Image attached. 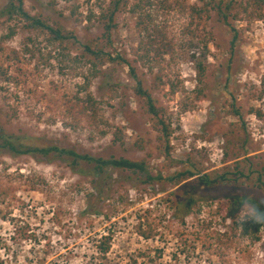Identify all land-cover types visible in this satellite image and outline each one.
<instances>
[{
    "label": "rangeland",
    "instance_id": "rangeland-1",
    "mask_svg": "<svg viewBox=\"0 0 264 264\" xmlns=\"http://www.w3.org/2000/svg\"><path fill=\"white\" fill-rule=\"evenodd\" d=\"M141 1L129 0L107 39L101 14L111 0H24L33 16L76 36L61 47L3 17L0 0V133L19 151L74 148L148 169L97 174L68 158L3 149L0 264H264V228L251 241L237 227L249 210L264 216V12L250 20L240 8L250 0H224L235 15L227 26L209 6L219 0H166L168 9L147 8L144 31L141 12L130 10ZM89 42L115 60L88 55ZM145 55L156 61L144 66ZM132 66L169 138L144 113ZM204 177L217 182L202 185ZM189 197L200 207L182 222L177 208Z\"/></svg>",
    "mask_w": 264,
    "mask_h": 264
},
{
    "label": "trees",
    "instance_id": "trees-1",
    "mask_svg": "<svg viewBox=\"0 0 264 264\" xmlns=\"http://www.w3.org/2000/svg\"><path fill=\"white\" fill-rule=\"evenodd\" d=\"M157 3V7L159 9L165 10L170 7H168L166 0H142L138 5L134 6L130 10L133 13L141 12L139 15V26L144 31L147 30V23L153 22V16L151 13H149L147 8H152L155 6V3ZM129 0H111L110 7L107 11H103L101 14V18L105 21V31H106V37L107 39L110 38L112 31L117 27V24L115 22L116 16L118 13L122 11H126V8H128ZM213 8V10L217 13L220 22L225 23V25H229V20L231 16L233 15V5H230L228 2H224V0H219L218 3L209 4ZM241 10H243L246 14H250L249 18L250 20L253 18H259L263 16L264 12V0H250L249 3L240 4ZM3 17H8L9 20H15L19 21L28 31H33L35 33H40L42 35H46L48 37L49 44L55 45L59 44L61 47H63L68 41L76 39V36L73 33H69L65 31L62 27H54L51 26L49 23L45 22L42 18L33 16L24 6V0H8V5L6 9L3 11ZM235 16V15H233ZM237 17V16H236ZM155 28V27H154ZM153 28V29H154ZM155 34L157 37H163V34L161 31L155 29ZM236 33V31H233ZM15 30L10 29L9 35L6 36V38H11V36H14ZM238 35H234L232 48L234 49L237 37ZM31 44H35L36 41L34 39H28ZM0 52L3 53V47H0ZM85 52L88 55L93 56L96 58V60L100 61L102 64H104V60L108 59L110 61H114L112 55L109 53H106L105 49L101 48L99 43L97 42H89L85 46ZM13 55L18 57L17 52H13ZM5 56L8 58V55L5 53ZM51 56V54H50ZM156 61V59H151L149 55H145L141 57L140 62L146 66V64H149L150 62ZM90 64H95L90 61ZM156 65V63H155ZM157 66V65H156ZM154 68H151L150 70L153 71ZM131 72L133 74V78L137 80V87L135 88V92L140 98V100L143 103V111L146 113L150 118L154 120V122L159 125L163 132L166 134V136L169 138L172 134V131L170 127L164 125L163 118L161 116L162 110L157 104V100L154 98L153 94L150 92V90L144 85L143 80H138L136 76V68L131 67ZM6 81L9 83H15L18 85V81H15L14 78L6 75ZM85 103L89 105L88 107L90 109H94L93 107L96 105V103L93 100V97L91 95H87L85 98ZM5 131L1 130L0 133V153L4 150H10L14 154L18 155H38L45 158H49L52 155H55L57 158H68L72 161V165L79 167L81 163H86L90 166H93L94 170L97 174H102L107 171L108 168L112 169H120L123 171H130L137 174H146L147 175V167L144 163L141 162H135L129 159L125 158H115L111 157L109 159L103 158V157H95L88 154H83L74 148H60L57 146H48V147H28L25 151H19L17 149V146L14 142L13 136H7L6 133H3ZM105 133H103L104 135ZM114 144L118 143L120 140V137L118 134H115L114 137ZM190 174V178L194 177V175ZM181 178H183V174H180ZM148 180H151L150 178ZM217 180H210L207 177H204L200 180V183L205 186H209L212 184H215ZM198 202L194 197H189V199L186 200L185 204L179 205L177 208V215L180 218L182 222L192 214L194 210L198 207ZM230 206V205H229ZM239 206L238 202H233L231 204V210L237 209ZM200 207V206H199ZM257 212L259 215H264V210L262 208H257ZM232 216V215H231ZM257 215L249 216L245 220L237 221V227L239 229L240 236L244 239H248L251 241H258L259 235L262 232V229L264 228V222L261 220L256 219ZM234 220V219H233ZM235 221V220H234ZM146 238L151 237V233H143ZM108 240H110V237H104L103 242L101 243L100 247V254L102 255V258H106V255L109 251V247L105 246L103 243H107ZM105 260V259H104Z\"/></svg>",
    "mask_w": 264,
    "mask_h": 264
},
{
    "label": "clouds",
    "instance_id": "clouds-1",
    "mask_svg": "<svg viewBox=\"0 0 264 264\" xmlns=\"http://www.w3.org/2000/svg\"><path fill=\"white\" fill-rule=\"evenodd\" d=\"M248 215L252 216V215H254V213L251 210H249ZM256 219L257 220H264V216H256Z\"/></svg>",
    "mask_w": 264,
    "mask_h": 264
}]
</instances>
